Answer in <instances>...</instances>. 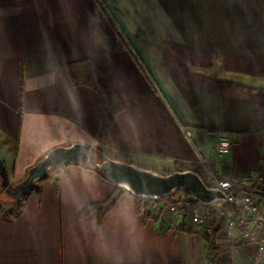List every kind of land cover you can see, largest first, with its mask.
<instances>
[{
    "label": "crops",
    "instance_id": "1",
    "mask_svg": "<svg viewBox=\"0 0 264 264\" xmlns=\"http://www.w3.org/2000/svg\"><path fill=\"white\" fill-rule=\"evenodd\" d=\"M83 60L124 104L106 142L100 94L75 86L69 72ZM223 134L232 146L225 155L215 149ZM76 142L143 168L206 160L240 192L260 186L264 0H0V156L11 182ZM115 188L87 165L56 166L24 202L0 205V264H220L226 254L230 264H248L264 239V230L252 241L242 236L256 228L253 217L230 234L209 218L193 223L187 210L175 219L171 197L146 216L126 190L102 221L81 215Z\"/></svg>",
    "mask_w": 264,
    "mask_h": 264
},
{
    "label": "water",
    "instance_id": "2",
    "mask_svg": "<svg viewBox=\"0 0 264 264\" xmlns=\"http://www.w3.org/2000/svg\"><path fill=\"white\" fill-rule=\"evenodd\" d=\"M97 153L101 154L104 159L99 160ZM63 163L91 166L117 186L132 193L135 197L143 199L159 200L172 197L183 189L206 205L227 202V196L224 192L217 187L210 186L200 174L192 169L160 173L129 162L113 159L102 151L80 142L51 149L17 183L11 182L7 165L0 156L1 186L10 198L22 199L37 180L52 168Z\"/></svg>",
    "mask_w": 264,
    "mask_h": 264
},
{
    "label": "built area",
    "instance_id": "3",
    "mask_svg": "<svg viewBox=\"0 0 264 264\" xmlns=\"http://www.w3.org/2000/svg\"><path fill=\"white\" fill-rule=\"evenodd\" d=\"M186 134L191 135V130L186 129ZM231 141L227 135L219 136V140L215 144L216 151L225 155L231 151ZM206 170L207 182L210 186L217 187L227 196V204L234 205L242 213L238 218L229 214L223 207L225 203H216L214 210L205 207L210 206L200 202L197 198L190 194H179L172 196L168 202V210L175 219L182 216L183 212L187 210L190 214L191 220L195 224H201L206 219H211L214 222L222 223L223 230L230 234L238 226L247 222L249 217L256 220V228L243 231L242 236L248 240H255L258 232L264 230V211L261 206L262 199L251 192H240L237 189L235 180L223 179L218 173H215L207 168V161L200 160L198 162ZM259 185L264 187V176L259 178ZM163 208L159 200H152L149 206V213L157 216L159 211ZM259 259H264V239L257 246V256L249 261L248 264H258Z\"/></svg>",
    "mask_w": 264,
    "mask_h": 264
},
{
    "label": "trees",
    "instance_id": "4",
    "mask_svg": "<svg viewBox=\"0 0 264 264\" xmlns=\"http://www.w3.org/2000/svg\"><path fill=\"white\" fill-rule=\"evenodd\" d=\"M69 72L71 75L72 82L75 86L86 85V86H89L95 89L100 94L102 103L104 106V120H103L100 137L103 142H106L108 139L109 133H110L111 126L115 119V116L121 111H123L124 109V104L121 98L118 96L110 80L94 64L93 61L83 60V61L73 62L69 65ZM88 167L96 170L95 168L91 166H88ZM186 169L194 170L196 173L200 174L202 178L207 182L206 170L204 169L202 165H196L193 167H189V166H186L185 164H180L178 166V170H186ZM96 171L105 177V175H103L101 172H99L98 170ZM239 188L245 189L247 191H250L264 198V187L258 186L254 181L252 182L251 185H248V186L241 185ZM124 191L125 189L116 185L115 190L109 195V197L106 200L99 202V203H92V204L87 205L82 211L81 215L86 216L92 212H97L99 214L100 220L102 221L103 217L117 203V201L119 200V198L121 197ZM179 192L188 194L183 189L180 190ZM6 197L8 198L7 195ZM166 198L167 197H165V199ZM25 199H26V196L18 200L19 204L24 202ZM136 201H137L138 212L141 213L143 209V213H145L146 216H149L150 214L149 206L152 200L136 197ZM211 247H212V250L216 252V254L214 255V259H215L219 255V253L216 251L217 248L215 245V238H213L211 241ZM218 263L230 264V255L229 254H226V256L222 255Z\"/></svg>",
    "mask_w": 264,
    "mask_h": 264
},
{
    "label": "rangeland",
    "instance_id": "5",
    "mask_svg": "<svg viewBox=\"0 0 264 264\" xmlns=\"http://www.w3.org/2000/svg\"><path fill=\"white\" fill-rule=\"evenodd\" d=\"M104 153V152H103ZM105 154V153H104ZM106 155V154H105ZM97 156H98V159L99 160H103L104 158H103V156L101 155V154H99V153H97ZM108 157H110L109 155H107ZM111 158H113V157H111ZM114 159V158H113ZM196 165H201V164H199V163H196ZM168 166V165H167ZM166 165H163V164H160V165H157V166H151V167H146V168H149V169H151V170H154V171H156V172H160V173H169V172H172V171H175L176 169H173V167H167ZM143 168V167H142ZM145 168V167H144ZM53 169H55V167L54 168H52L48 173H46L42 178H40L39 180H37L36 182H35V184L32 186V188H30L29 189V191L27 192V195H29L36 187H37V185H38V183L41 181V180H43V179H46V178H48L49 177V175L53 172ZM178 170V169H177ZM21 181V180H20ZM17 182H19V181H14V182H12V183H17ZM179 194H184V193H182V192H179ZM6 192H5V190L2 188V186H1V177H0V205H17L19 202H18V200H16V204H8V200H6V202L3 200L4 199V197L5 198H7L6 197ZM9 199V198H8ZM10 201H13V203L15 202L14 200H10Z\"/></svg>",
    "mask_w": 264,
    "mask_h": 264
}]
</instances>
